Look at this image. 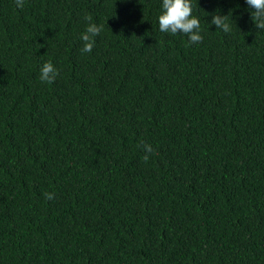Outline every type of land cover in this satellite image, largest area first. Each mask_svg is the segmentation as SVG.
<instances>
[{
	"label": "trees",
	"instance_id": "obj_1",
	"mask_svg": "<svg viewBox=\"0 0 264 264\" xmlns=\"http://www.w3.org/2000/svg\"><path fill=\"white\" fill-rule=\"evenodd\" d=\"M160 2L0 0V264H264V30L192 0L190 45Z\"/></svg>",
	"mask_w": 264,
	"mask_h": 264
},
{
	"label": "clouds",
	"instance_id": "obj_2",
	"mask_svg": "<svg viewBox=\"0 0 264 264\" xmlns=\"http://www.w3.org/2000/svg\"><path fill=\"white\" fill-rule=\"evenodd\" d=\"M251 11L252 21L254 20L255 27L258 30H264V0H244ZM17 8H23L24 0H15ZM89 21L85 31L81 33L80 40L83 44L82 51L89 53L95 44V37L98 36L102 30L99 26L91 22V17H86ZM158 30L161 33H169L173 36L185 35L188 44H199L203 41L201 35V22L200 19L193 14L192 0H161L160 11L157 15ZM210 26H215L223 32L230 31V23L228 16L213 14L211 16ZM59 75L58 69L49 61L45 62L40 67L39 79L43 83L51 84L56 80ZM146 153L144 160L147 161L153 148L149 144L143 146ZM46 199H53V194L46 193Z\"/></svg>",
	"mask_w": 264,
	"mask_h": 264
}]
</instances>
